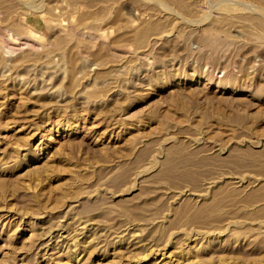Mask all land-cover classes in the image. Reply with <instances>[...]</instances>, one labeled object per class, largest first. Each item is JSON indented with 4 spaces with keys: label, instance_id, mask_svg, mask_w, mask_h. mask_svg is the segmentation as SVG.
Here are the masks:
<instances>
[{
    "label": "rangeland",
    "instance_id": "rangeland-1",
    "mask_svg": "<svg viewBox=\"0 0 264 264\" xmlns=\"http://www.w3.org/2000/svg\"><path fill=\"white\" fill-rule=\"evenodd\" d=\"M0 264H264V0H0Z\"/></svg>",
    "mask_w": 264,
    "mask_h": 264
},
{
    "label": "bare ground",
    "instance_id": "bare-ground-1",
    "mask_svg": "<svg viewBox=\"0 0 264 264\" xmlns=\"http://www.w3.org/2000/svg\"><path fill=\"white\" fill-rule=\"evenodd\" d=\"M29 33H30V32H29ZM32 34H33V33H32ZM32 34H31V35H32ZM34 34H35V32H34ZM98 180H99V179H98ZM184 209H185V208H184ZM75 256H76V255H75Z\"/></svg>",
    "mask_w": 264,
    "mask_h": 264
}]
</instances>
